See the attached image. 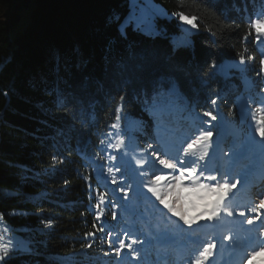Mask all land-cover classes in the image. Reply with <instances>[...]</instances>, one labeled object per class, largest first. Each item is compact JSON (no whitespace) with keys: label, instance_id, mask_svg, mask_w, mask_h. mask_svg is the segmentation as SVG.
<instances>
[{"label":"trees","instance_id":"16d2710c","mask_svg":"<svg viewBox=\"0 0 264 264\" xmlns=\"http://www.w3.org/2000/svg\"><path fill=\"white\" fill-rule=\"evenodd\" d=\"M154 1L174 15L197 17L191 46L173 44L181 32L177 15L157 17L154 34L133 24L122 30L129 0H0V212L28 238L27 250L0 264H117L108 240L115 247L123 220L136 216L134 208L123 210L128 171L115 184L102 176L100 142L117 108L142 143L161 131L194 139L197 127L213 136L227 127L218 152L213 145L201 165L228 182L260 165L242 112L264 100V74L257 75L264 40L248 28L264 0ZM241 55L244 69L225 64ZM173 83L174 106L154 112V93ZM208 111L217 117L211 124ZM256 176L260 196L264 170Z\"/></svg>","mask_w":264,"mask_h":264},{"label":"snow or ice","instance_id":"6c2138e0","mask_svg":"<svg viewBox=\"0 0 264 264\" xmlns=\"http://www.w3.org/2000/svg\"><path fill=\"white\" fill-rule=\"evenodd\" d=\"M183 6V5H181ZM175 15L178 18L191 25L193 28L197 27L195 21L196 16H186L183 12H178ZM256 18H250L248 23L249 34L255 33V40L261 42L262 37H264V11L255 14ZM139 24L141 23V18H137L131 15L129 19L122 25V30L127 27L128 24ZM150 27V25H146ZM213 35H215L213 33ZM247 39V37H245ZM247 51V49H245ZM253 59V57H249ZM240 64L245 63V57L240 56ZM260 71L257 75L264 74V56L260 60ZM215 68V65H213ZM178 91L176 85L173 83L171 87L165 91L160 89L155 92L150 108L154 112L164 113L170 111L172 106H174L176 99L178 98ZM121 101L124 97L120 98ZM147 103V102H146ZM212 104H216V100L211 101ZM122 107V106H121ZM120 108L116 109L115 120L111 127L113 129H118L120 127ZM205 117L210 118L208 123L211 124L215 121L217 117L213 115L211 111L205 112L203 114ZM242 115L244 113L242 112ZM246 119L249 121L248 127L250 129V139L253 143H258L261 148V156H264V100L258 102V107L254 109H249L246 114ZM203 123V120H200ZM199 135L195 136L187 143V147L177 149L176 154H170L165 151L164 158H159L157 153L151 154V159L149 157L136 159L135 165L137 168V175L141 176L140 186L146 188L155 201L159 202V205H163L164 209L171 216L179 218L184 225L187 226V233L191 243L188 246V252L185 256L188 264H217L216 257L221 255L222 251L227 247L232 249L236 258L231 262V264H254L255 258L260 256L264 257V199H260L258 204L248 208V211L243 210L238 213L234 212V205L229 199V193L237 187L240 183L239 180L234 183H229L227 175L223 177L224 182L220 183L215 175H205L206 171L212 170L208 163L201 165V161L205 160L208 156L209 149L213 147V132L208 130H202L200 127L196 128ZM257 136L260 138L257 141ZM104 144L102 140L100 142ZM112 149L122 150L125 147V140L120 137L115 143L110 144ZM151 147V145L149 146ZM182 152L183 156L179 155ZM121 155H127L126 152H121ZM171 155V158H169ZM115 155H110L109 160H116ZM145 165L151 169V174L149 172H140V169ZM165 170H169L167 174ZM108 173H114V171H119V168L113 169L108 167ZM161 173V174H155ZM143 177H150L147 182H144ZM203 180L210 181L212 183H204ZM185 181H188L185 184ZM112 183H117L115 175L112 176ZM182 189L189 190L191 197H198L201 202H203L202 210L197 209V215L189 216L188 209L184 205L185 197L183 195ZM121 192L125 189L121 188ZM171 197V199H169ZM99 201L104 202V195H99ZM95 207L100 209V203L96 204ZM193 207H196L195 201H193ZM16 213H10L9 215H15ZM97 218L103 215V210L95 213ZM243 219L236 221L234 219H229L237 215ZM113 219H115V213H113ZM214 222L211 223L212 231H207L208 224H202L201 221ZM239 223L240 225H250L253 227L243 229V232L237 231L233 235V229L229 228L228 225H235ZM196 225V228H193ZM103 231V229H100ZM8 226L4 222V213L0 212V262H3L6 257H9L11 252H23L26 249L24 242L18 241L14 242V238H7ZM88 235H94L93 233H88ZM111 237V233L108 234ZM125 236L128 234L125 233ZM215 235V238H213ZM167 237H158V239L163 240ZM117 244L115 247L112 246V239L108 240L109 247L111 248V253H114L117 258L121 257V254L127 249L126 255L132 259L135 264H140V251L134 248V245L143 246V241H138L136 239H131L129 243H125V240L120 238L118 234L115 237ZM217 241H220V248L217 247ZM225 241L228 243L225 244ZM92 245H87V248H91ZM80 255H86V253H79ZM77 253H73L72 257L66 259L71 260ZM110 253H104V256H109ZM117 264H123V260L118 259Z\"/></svg>","mask_w":264,"mask_h":264},{"label":"rangeland","instance_id":"374dc122","mask_svg":"<svg viewBox=\"0 0 264 264\" xmlns=\"http://www.w3.org/2000/svg\"><path fill=\"white\" fill-rule=\"evenodd\" d=\"M129 11L123 17V25L129 19L131 15H134L137 18H141V23L139 26L133 23V25L140 28L141 31L145 33L154 34L156 32L155 28V19L157 17L171 19L172 17H176L174 14L169 13L164 7L160 4L156 3L154 0H129ZM30 11V8H27L22 11V14L25 16L26 13ZM187 16V15H186ZM189 18H191L189 16ZM24 22H28L27 18H24ZM180 28L181 32L177 35H174L172 38L174 46L180 45H189L193 44V35L199 31L198 26L193 28L191 25L181 21ZM196 23V21H195ZM150 25V27L146 26ZM197 25V24H196ZM264 40V37H262ZM226 65H234L238 66L240 69L245 68V63L240 64L239 60H226ZM244 102H241V109H243ZM254 109V108H251ZM242 120L246 119L247 112H243ZM248 121V120H247ZM120 127L118 129L111 128L110 132L107 134L105 143L103 144V154H105L104 158V166L102 169V176L106 181L109 179L112 180L111 177L115 175L116 181L124 182L126 177V171L129 178V188L131 192H128L127 188L125 189L123 201L125 203L123 210L128 212L129 209H133V213L136 214L134 217H130L129 222L127 219L123 220V225L119 230V235L122 239L125 240V243H129L131 239H139L142 238L141 241L144 242L141 247L139 244L135 245L134 248L140 251V264H188L185 256L188 252V246L191 243L189 239L188 233L186 231L187 226L183 224L182 221H179L178 217L171 216L170 213L167 212V209L163 208V205H159L158 201H155V198L152 197L151 193L147 191L146 188L140 186L141 176L137 175L138 166L135 165L136 159H141L145 157H149L150 159L152 153H157L159 158H164L165 151L170 154H176L177 149L187 147V143L191 141V137L188 134H181L179 132H165L161 131L156 135H152L147 142L142 143L140 140H136L133 137V133L131 127L133 125L132 121H128L125 119L123 122H119ZM249 124V121L247 122ZM250 131V129H249ZM227 127L223 128L222 126L217 131V135L212 137L213 145L216 147L219 145L220 141L224 138L227 133ZM195 136L199 135V132L195 129ZM123 137L125 140V147L122 150L112 149L110 144L115 143L117 139ZM257 141L260 139L257 136ZM256 147L259 149L258 158H260V171L264 170V157L261 156V148L258 143ZM151 145V147H149ZM218 152V147L216 148ZM121 152H126L127 155H121ZM110 155H115L117 157L116 160H109ZM179 155L183 156V153L180 152ZM171 158V155H169ZM201 163V162H200ZM108 167H112L113 169L119 168V171H114V173H108ZM212 169V167L210 166ZM169 170H165L167 174ZM250 170L245 171V173H241L234 179L230 180L229 183H234L239 180L240 183L237 184V187L233 189L231 193H229V199L232 201L234 205V212L238 213L243 210L245 212L248 211V208L258 204L260 199H264V186L262 182L259 183L261 188L260 196H256L255 186L251 183V178L257 174V169L252 176H249ZM140 172H149L151 174V169L148 165H145L140 169ZM161 174V173H155ZM205 175H215L217 180L220 183H223V178L219 177L214 169L210 171H206ZM150 177H143L144 182H147V179ZM109 181V182H110ZM204 183H212L207 180H203ZM188 181H185L187 184ZM183 195L185 197L184 205L188 209L189 216L197 215V209L202 210L203 202L200 201L198 197H191L189 190L182 189ZM118 197H120V192H118ZM171 199V197L169 198ZM193 201H195L196 207H193ZM239 221L243 218L239 217L238 214L234 215V217L229 218ZM264 219V217H262ZM8 226V233L6 234V239L11 237L14 238V242L22 241L24 242L26 249L28 246V238L12 231L11 226L4 221ZM202 224H208L207 231H212L211 223L201 221ZM139 224H143L142 227H139ZM130 225L134 226V232L139 233L140 230H144L141 232L139 236H135V233H132L130 230ZM196 225H193V228H196ZM229 228L233 229V235L236 234L237 231L243 232V229L253 227L250 225H240L236 223L235 225H228ZM128 235L125 236L124 234ZM167 234V237L163 240L158 239V237H164ZM215 238V235H213ZM228 242L225 241V244ZM162 246H169L166 250L167 258L166 260H162V256L160 254V249ZM217 247L220 248V241H217ZM125 252L121 254V257L117 258L123 260V264H135V262L130 259ZM10 254V253H9ZM236 258L232 249L225 248L221 255L216 257L217 264H231V262ZM247 264V262H245ZM254 264H264V257H256Z\"/></svg>","mask_w":264,"mask_h":264}]
</instances>
